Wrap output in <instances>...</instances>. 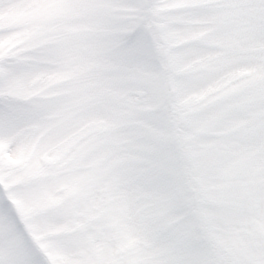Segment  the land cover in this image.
Returning <instances> with one entry per match:
<instances>
[{
  "label": "snow or ice",
  "instance_id": "1",
  "mask_svg": "<svg viewBox=\"0 0 264 264\" xmlns=\"http://www.w3.org/2000/svg\"><path fill=\"white\" fill-rule=\"evenodd\" d=\"M0 264H264V0H0Z\"/></svg>",
  "mask_w": 264,
  "mask_h": 264
}]
</instances>
